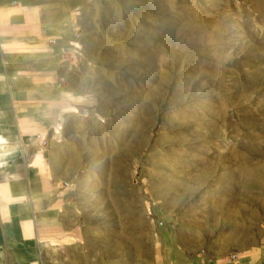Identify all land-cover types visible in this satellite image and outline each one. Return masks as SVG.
<instances>
[{
	"label": "rangeland",
	"instance_id": "rangeland-1",
	"mask_svg": "<svg viewBox=\"0 0 264 264\" xmlns=\"http://www.w3.org/2000/svg\"><path fill=\"white\" fill-rule=\"evenodd\" d=\"M50 1L81 32L79 250L132 241L138 264L195 251L252 264L264 251V0ZM76 248L53 246L49 264H77Z\"/></svg>",
	"mask_w": 264,
	"mask_h": 264
},
{
	"label": "crops",
	"instance_id": "crops-1",
	"mask_svg": "<svg viewBox=\"0 0 264 264\" xmlns=\"http://www.w3.org/2000/svg\"><path fill=\"white\" fill-rule=\"evenodd\" d=\"M75 18L67 8L54 11L50 0H0V264H49L59 245L77 247L70 253L77 264H138L132 241L96 243L92 254L79 250L84 230L72 172L85 92L75 66L81 43ZM251 259L264 264V251ZM244 262L198 251L169 260Z\"/></svg>",
	"mask_w": 264,
	"mask_h": 264
},
{
	"label": "built area",
	"instance_id": "built-area-1",
	"mask_svg": "<svg viewBox=\"0 0 264 264\" xmlns=\"http://www.w3.org/2000/svg\"><path fill=\"white\" fill-rule=\"evenodd\" d=\"M79 35H80L79 33L76 34V36H79ZM37 137H38V138H41V135H37ZM41 141H42V142H41L42 144H45V143H46V140H43V139H42ZM1 147H2V145H0V166H2V165L4 164V163H3L4 161L1 159V157H2V155H3V153L1 152ZM61 184H62V185H66L67 182H66V181H62Z\"/></svg>",
	"mask_w": 264,
	"mask_h": 264
}]
</instances>
